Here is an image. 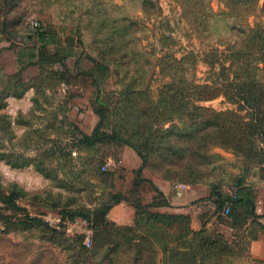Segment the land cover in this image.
<instances>
[{"label":"rangeland","instance_id":"1","mask_svg":"<svg viewBox=\"0 0 264 264\" xmlns=\"http://www.w3.org/2000/svg\"><path fill=\"white\" fill-rule=\"evenodd\" d=\"M184 1L0 0V189L14 192L19 207L0 200V264H79L90 247L84 243L85 222L92 225L83 217L62 218L60 211L93 217L121 195L106 217L125 226L138 217V199L153 200L152 179H164L157 154H149L138 173L141 158L126 142L89 144L81 141L82 133L99 125L111 133L160 120L164 128H183L188 113L205 112L201 107L235 111L245 120L264 117L223 95L191 107L192 80L222 83L221 66L229 64L225 42L233 33L232 20L224 18L226 0H205L215 14L205 34L193 25ZM263 4L258 0L250 26L264 29ZM32 20L46 30L43 38L29 40ZM16 74L22 79L18 86ZM255 143L251 154L213 145L201 181L187 183L191 196L154 199L167 205L153 210L183 214L192 230L226 240L220 264H264V219L235 221L229 207L210 196L216 184L228 195L239 187L264 197V137L256 136ZM26 214L59 223L48 222L57 231L26 224Z\"/></svg>","mask_w":264,"mask_h":264},{"label":"trees","instance_id":"2","mask_svg":"<svg viewBox=\"0 0 264 264\" xmlns=\"http://www.w3.org/2000/svg\"><path fill=\"white\" fill-rule=\"evenodd\" d=\"M2 1L4 4L9 2ZM184 2L189 7L195 28L204 30L199 34L208 33L210 20L215 15L209 1ZM225 4L228 10L224 18L232 20L229 31L233 33L232 39L225 42L229 44L226 59L229 64L221 66L222 83L197 84L191 81L188 90L190 105L197 109L200 106L194 102L223 95L231 101L241 102L243 107L252 109L257 115L264 114V29L261 26L252 27L247 22L258 0H226ZM45 34L46 30L43 29L34 35L43 38ZM33 36H29V40L34 39ZM191 63L193 69L192 59ZM15 76L14 83L18 86L22 79L18 74ZM19 92L11 94L19 96ZM172 96L177 98V93ZM200 109L205 112L195 116L192 112L188 113V122L183 128H164L160 120L154 125L141 123L142 127L109 133L99 125L90 134L82 133L81 141L93 144L104 139L123 140L141 158L138 173L148 163L149 154L155 153L160 162L159 167L164 170L162 177L185 184L201 181V170L210 163L213 145L224 144L246 154L256 152V136L264 137L262 115L245 120L235 111ZM164 136L170 139H164ZM257 154L260 155V152L257 151ZM155 191L152 201L138 199V217L132 225L118 226L106 217L111 206L124 198L121 195H114V201L103 203L93 217L81 211H60L62 218L83 217L92 225L91 245L78 259L79 264H220L225 255L223 251L228 247L227 241L219 236H209L203 229L192 230L190 219L183 214L153 210L152 207L167 205L154 200L160 195L164 197L158 187ZM210 196L219 207H229V215L235 221L262 217L256 211L258 197L243 192L239 187L233 195H228L214 184ZM15 197L14 192L3 193L0 189V200L13 208H19ZM25 216L26 224H44L57 231L42 218Z\"/></svg>","mask_w":264,"mask_h":264},{"label":"crops","instance_id":"3","mask_svg":"<svg viewBox=\"0 0 264 264\" xmlns=\"http://www.w3.org/2000/svg\"><path fill=\"white\" fill-rule=\"evenodd\" d=\"M152 182L154 184H156V186L162 191V193L169 199L174 198V193H176V187L175 185L173 186L171 182L158 178V177H154V179H152ZM187 184H184L183 186H180V191L181 194L179 196L182 195V197H189L191 196L193 191H189L187 190ZM258 202H259V209L262 212V218L264 219V197L262 196H258Z\"/></svg>","mask_w":264,"mask_h":264},{"label":"built area","instance_id":"4","mask_svg":"<svg viewBox=\"0 0 264 264\" xmlns=\"http://www.w3.org/2000/svg\"><path fill=\"white\" fill-rule=\"evenodd\" d=\"M44 27H42V25L40 24V22L38 20H32L28 23L27 25V35L28 36H33L36 31L38 30H43ZM184 184L182 183H176L175 184V187H176V193L177 195H180L181 194V191H180V186H183ZM256 211L261 214L262 212L260 211L259 209V202H258V199H257V208H256ZM50 224L54 225V226H57L59 225V223H52L51 221H49L48 219H46ZM75 221H78V220H75ZM86 223V228L84 230V233H85V238H84V243L87 245V246H90L91 245V240H92V228L90 226V224L88 222H85Z\"/></svg>","mask_w":264,"mask_h":264}]
</instances>
